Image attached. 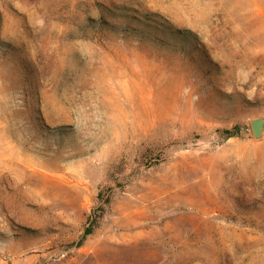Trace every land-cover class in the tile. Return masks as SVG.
Returning <instances> with one entry per match:
<instances>
[{"label": "rangeland", "instance_id": "374dc122", "mask_svg": "<svg viewBox=\"0 0 264 264\" xmlns=\"http://www.w3.org/2000/svg\"><path fill=\"white\" fill-rule=\"evenodd\" d=\"M262 116L264 0H0V264H264Z\"/></svg>", "mask_w": 264, "mask_h": 264}, {"label": "water", "instance_id": "95a60500", "mask_svg": "<svg viewBox=\"0 0 264 264\" xmlns=\"http://www.w3.org/2000/svg\"><path fill=\"white\" fill-rule=\"evenodd\" d=\"M251 127L255 139L262 140L264 138V116L252 119Z\"/></svg>", "mask_w": 264, "mask_h": 264}, {"label": "bare ground", "instance_id": "6f19581e", "mask_svg": "<svg viewBox=\"0 0 264 264\" xmlns=\"http://www.w3.org/2000/svg\"><path fill=\"white\" fill-rule=\"evenodd\" d=\"M142 62V61H141ZM141 68V67H140ZM136 73V72H135ZM138 77V76H137ZM140 78V77H139ZM100 79V78H99ZM104 80V79H103ZM102 80V81H103ZM106 80V79H105ZM101 81V82H102ZM135 84V83H134ZM151 88V87H150ZM150 90V89H149ZM146 92V91H145ZM150 94H152V93H150ZM146 95V94H145ZM104 96V95H103ZM153 96V95H152ZM104 97H107V96H104ZM112 97V96H111ZM108 98V97H107ZM110 98V97H109ZM115 98V97H114ZM148 98V97H147ZM113 99V98H112ZM110 100H111V98H110ZM117 100V99H116ZM111 106H112V104H110ZM115 105V107H111L110 106V108H108L107 107V109L108 110H110V109H115V110H117L118 111V115L116 116L117 117V119H119L118 120V122H119V124H121L122 125V120H123V118H124V116H125V111H123V108H118L117 106H116V104H114ZM120 105V104H119ZM118 105V106H119ZM103 108V107H102ZM141 109V108H140ZM102 111H104V110H102ZM128 112V111H127ZM107 113V112H106ZM132 113V112H131ZM131 113H128L129 115L131 114ZM116 114V113H115ZM135 115V114H134ZM117 119H115V120H117ZM109 126H111V125H109ZM107 131V130H106ZM116 131V130H115ZM121 135V134H120Z\"/></svg>", "mask_w": 264, "mask_h": 264}, {"label": "trees", "instance_id": "16d2710c", "mask_svg": "<svg viewBox=\"0 0 264 264\" xmlns=\"http://www.w3.org/2000/svg\"><path fill=\"white\" fill-rule=\"evenodd\" d=\"M92 232L91 231H88V233H86V235H89V234H91Z\"/></svg>", "mask_w": 264, "mask_h": 264}]
</instances>
